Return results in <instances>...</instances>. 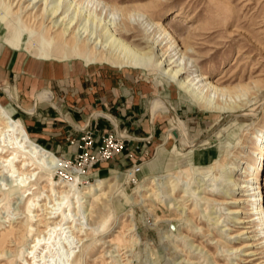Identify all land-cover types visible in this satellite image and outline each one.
Segmentation results:
<instances>
[{
  "label": "rangeland",
  "instance_id": "obj_1",
  "mask_svg": "<svg viewBox=\"0 0 264 264\" xmlns=\"http://www.w3.org/2000/svg\"><path fill=\"white\" fill-rule=\"evenodd\" d=\"M49 2L48 0L47 3ZM79 2L78 7L81 11L84 9L83 13L93 11L94 3L93 5L88 0ZM101 2L102 5H108L107 12L103 11L100 15L97 10L92 15H96L101 24L106 22L113 29L127 32L130 35L128 38L118 36L119 39L134 52L141 53L142 57H138L140 60L147 59L148 67L124 66L122 57L129 56L131 52L128 49L123 50L117 41H113L112 38L106 39V36L102 41V43L105 41L106 45L101 44V48L94 56L88 54L89 58H95V62L88 65L73 55L71 45H66L70 35L66 42L59 41L55 36L60 29L53 33L55 28L51 34L47 33L48 22L43 25L32 18L45 7L44 0L32 9V4L25 9L28 1L16 5L17 0H13L10 6L9 0H0L2 9L0 40L4 44L7 45V40L16 34L25 39L21 50L37 59L68 60L53 62L104 65L131 70L156 89H164L163 93L170 101L169 104L156 95L150 102L152 106L162 102L169 108V113L163 112L168 116L169 123H166V127L173 128L174 131L169 132V137L158 145L165 152L169 167L165 166L157 173L150 174V170L139 173L137 175L139 182L135 185L130 183L125 175L118 173L95 176L88 170L85 174L77 175L79 179L76 186L79 189L83 190L93 185L95 189L93 195L99 193L103 195L92 201V197L88 198L75 191L74 197L69 195L64 201L63 207H67L65 212L69 215V221L72 220L74 235L83 238L80 246L76 248L78 252L73 262L264 264V247L258 244L262 239L257 233L259 228L256 223L238 225L234 224L233 219L234 217L240 220L249 219L255 207L252 198L247 195L251 193V167L256 163L257 141L262 135L261 132L264 141V0H101ZM4 12H7V15ZM71 12H66L63 21L74 14ZM3 16L5 18L1 19ZM153 22L157 23V26ZM78 26L83 36L96 29L99 31L103 27L92 20L79 21ZM164 31L171 32L177 49L167 50L169 44L165 45V41L160 44ZM152 45L156 48L155 56H152ZM38 46L44 49L49 55L48 58L38 57ZM179 49L181 51H178ZM168 55L173 56V60L178 59L182 66L186 65L190 73L194 72L193 75L190 74V78L199 73L206 81L216 82L219 77L222 78L223 81L219 84L223 88L221 92L215 94L209 90L203 92L204 96L215 95L212 98L215 107L198 106L188 93L161 74V70L168 67L155 65L162 63ZM0 104L10 108L4 103L3 98H0ZM177 108L181 109L180 113H176ZM12 118L18 119L13 116ZM180 124L184 126V134L181 137L177 132ZM166 141L172 146H166ZM196 148H212L216 154L210 162L199 164L190 156ZM154 155L155 149L148 151L143 162L152 160ZM56 156L65 162L69 161ZM19 166L17 162L16 167ZM6 172L7 170L0 165V234L12 230L13 235L7 242L0 264H26L25 257L30 261L38 260L39 264L71 263V260L67 262L63 260L61 256L64 251L63 240H60L56 233L47 241V248H44L45 245L41 242L32 253H28L34 239L32 234L35 232L29 233L27 226L35 217H31L32 214L30 217L27 216V201L28 198L31 199V210H34V214H41L39 217H44L46 211L38 205L47 203V206L51 207L56 202H50L47 196L50 194L48 191L50 174L41 172L25 188H20L12 186L13 181L6 177ZM53 176L58 181L57 184L66 180L62 183L66 185L71 175L56 172ZM154 176L168 177L167 179L172 181L169 188L171 195L167 192V185L159 177L160 181L156 186H152L153 190H144L140 186L141 181L150 184V178ZM98 179L107 183H96ZM228 179L231 180V185L227 184ZM261 183L264 196V170ZM234 184H243L247 187L234 193ZM209 189L219 194L210 195ZM26 190L35 195L26 197ZM183 194L185 196L181 197ZM203 195L217 199L229 196L232 199L227 201L235 199L240 203L221 205L209 203L201 198ZM51 197L55 199L57 195ZM232 209L239 213L227 215L226 213ZM217 218L219 222L216 227L213 222ZM224 225L231 228L229 233L233 235L241 231L249 233L228 242L225 239L226 232L219 231L224 229L222 227ZM66 226H62V231H65L62 238L66 236L72 240L70 229H64ZM205 231H208L209 236ZM132 237L135 238L134 242L131 243V240L130 246L124 248L123 244ZM110 240L112 245L108 243ZM251 243L254 246L251 249L244 247ZM246 250L258 253L256 257L258 259L251 263H243L241 260L245 258L243 254ZM32 256L35 259H32ZM33 264L38 262L35 261Z\"/></svg>",
  "mask_w": 264,
  "mask_h": 264
},
{
  "label": "crops",
  "instance_id": "obj_2",
  "mask_svg": "<svg viewBox=\"0 0 264 264\" xmlns=\"http://www.w3.org/2000/svg\"><path fill=\"white\" fill-rule=\"evenodd\" d=\"M53 61L68 60L37 59L0 40V98L34 143L73 160L84 151L81 138L85 129L94 132L89 152H95L104 131L116 127L128 135L127 149L91 169V175H125L126 169L143 161L152 149L154 158L144 161L139 173H157L170 166L158 145L174 130L166 127L167 114L160 110L152 112L150 104L156 95L170 104L164 89H156L131 70ZM179 111L177 108L176 113ZM137 145L140 150L135 149ZM127 151L132 157H128ZM215 154L212 148H196L190 156L194 162L204 164Z\"/></svg>",
  "mask_w": 264,
  "mask_h": 264
},
{
  "label": "bare ground",
  "instance_id": "obj_3",
  "mask_svg": "<svg viewBox=\"0 0 264 264\" xmlns=\"http://www.w3.org/2000/svg\"><path fill=\"white\" fill-rule=\"evenodd\" d=\"M26 1H28L29 3L25 7V9H27L30 6V4H32L31 6L32 9L37 3H39L42 0H17L16 5H18L21 2L25 3ZM47 1L48 0H44L45 7L42 8L41 12L38 15L36 16L33 15L32 18L36 21H40V23L43 25L46 22H48V24L46 25L48 26V28L46 29L47 33L51 34L53 29L55 28L56 29L54 30L53 33L58 31V29H60L59 32H56V36H55L57 39H59V41L66 42L67 41L66 38L70 35V39L68 40L66 45H71L73 55L76 58L82 59L88 65L94 63L95 58L94 59L89 58L88 54H92V56H94L101 48V44L106 45V43H104L105 41L102 43L103 37L106 36V39L112 38L113 41H117L120 44V46L123 47V50L128 49L129 52H131L129 56L122 57L124 66H130L135 68H146L149 66V62L146 61L147 59L146 60L139 59L138 56H141V53L134 52L126 45V43H123V41L119 39L118 36L128 38L130 35L127 32L113 29L110 27V24H107L106 22L101 24V20L96 18L95 17L96 15L95 16L92 15V13L96 12L97 10L99 11L100 15H102L103 11L105 13L107 12L108 5L105 4L102 5L101 0H88L92 2V4L93 3L95 4V6L93 7L94 8L93 11L89 12L88 14L83 13L84 9L83 11H81L80 8L78 7L80 3L79 0H49L50 1L49 3H47ZM11 4H13V0H9V5L11 6ZM7 9L8 8H6V10ZM68 11H72L71 13L74 14L69 16V18L66 19V21H63L66 17L65 14ZM4 18L5 17L3 16L1 19ZM83 20H92L96 22L98 26L103 25V27H101L102 29H100L99 31H97L96 29L94 32L87 33L85 36H83V32L81 33L80 31L81 28L79 30V26L77 27V23ZM154 25L157 26V23H154ZM61 26L62 28H60ZM97 32H99L98 35ZM163 33H164V37H162L160 44H162L165 41V45L169 44L167 50L170 48L177 49V43H175V40L172 37L171 32L164 31ZM97 38H100V40H97ZM24 43H25V39L21 38L16 34L12 35L10 39L7 40L8 46L19 50H21V48L24 47L23 46ZM154 49L156 48L154 45H152L151 48V52H153L152 56L157 55ZM167 50L165 51V53L167 52ZM37 51L39 52L38 53L39 58L49 57V55L44 51V49L41 46L37 47ZM178 51L181 50L179 49ZM182 54L183 53L181 52V55ZM177 61L178 59L173 60V56L168 55L167 58L162 63H158L155 66H161V65L167 66L168 68L161 70V74L165 76L172 83L178 85L180 89L188 93V96H190L198 106L202 105L207 107L209 106L215 107L212 104V98H214L215 95L204 96L203 92L207 90L213 92V94L217 92H221L223 88L220 87L219 84L222 83L223 81L222 78L219 77L216 82L206 81L205 77L200 73L190 78V74L193 75L194 72L190 73L186 65L182 66V64H180L179 61L178 63ZM157 110H160L165 113H169V108H167L166 106L162 105V103L159 102L153 106L152 112ZM11 114H12V110L10 108H6L0 104V165L3 169L7 170L6 177L10 178V180L13 181L12 186L25 188L27 184H29L30 182L36 179L35 178L36 175H38L41 172H48L51 177H50V187L48 189L50 194H48L47 196L48 198H50V202L56 201L52 204L51 207H48L47 203H41L40 205H38L39 207L42 208V210L46 211L44 217H39L41 214H37V213L34 214L33 213L34 210L33 211L31 210V204H30L31 199L28 198L27 207H26L28 213L27 216L32 214L31 217H35L34 219L30 220L31 223L28 224L27 226L29 233L35 232L32 234L34 235V239L32 240V245L28 253H32L33 249L41 242L43 245H45L44 248H47L48 247L46 246L48 244L47 241L51 239L54 233H56V235L60 238V240H63L62 244H63L64 253L63 252L61 253V256H63V260L66 262L68 260H71V263L69 264H76L73 262V259L75 258V254L78 252L76 251V248L80 246V243L82 242L83 238H78L76 235H74L73 233L74 231L71 225L72 220L69 221L70 220L69 215L66 214L65 212L67 207L66 206L63 207L64 201L66 198L69 197V195L74 197L76 195L75 191H77V193L81 192V194L86 195L88 198L92 197V201L99 199V197H101L103 193H99L94 196L93 191H95V189L93 188V185H89L86 189L83 190L79 189L78 186H76V183H78V179H79V176L77 175H82L81 169L73 166L72 164L69 163V161L65 162L59 159L55 154L41 148L39 145L31 141L29 134L27 133L25 128L21 124H19L17 120L13 119ZM177 132L180 135V137L184 134V128L181 124L179 125ZM261 133L262 135L257 141L258 154L256 158V163L253 167H251V174H250L251 193L247 195L250 196L252 198L251 201L254 202L255 205L254 211L251 214L252 217H250L249 219L240 220V218H236V217H234L233 219L235 220L234 224H238V225L243 223L244 224L247 223L251 224L253 222L256 223V226H258L259 228L257 233L259 234L260 239H262V241L258 244L260 245V247H264V196L262 195V191H261V185H262L261 176L264 170V141H263V132ZM167 141L165 142L166 146L168 147L172 146ZM17 162L20 165L19 167H16ZM56 172L61 173L62 175L64 173L68 175L70 174L71 175L70 181H68L66 185L62 184L65 183L66 180H62L59 182V184H57L58 181L55 180L53 176ZM125 176L126 179L129 180V182H131V175L126 174ZM61 177L64 178V176ZM158 177L161 178L160 180L167 185L168 188L167 192H169L171 195L172 192L169 188L171 187L170 184L172 183V181H169L167 179L168 177L166 178L163 176H154L150 178V184L149 183L144 184L143 181H141L139 184L141 187H143L144 190H153L152 186H156L157 182L160 181ZM133 180L134 182H132V184L134 185L139 182L138 179H133ZM100 182H103L105 184L107 183L106 181L101 179H98L96 183H100ZM231 183H232L231 180L228 179L227 184L231 185ZM60 184L62 185L60 186ZM234 186H235L234 193L238 192L242 188L247 187L244 186L243 184H234ZM26 191H27L26 197H29V195L31 196L35 195L33 194V192H29V190ZM209 192L210 195L219 194V192H215V190L213 189H209L208 193ZM225 194L227 193L225 192ZM53 195L55 196L57 195V197L53 199L51 197ZM78 195L79 194H77L76 198H78ZM184 196L185 194H183L181 197ZM201 198L206 202L220 204V205L240 203L235 199L227 201V199H232L229 196L227 198L225 197L224 199H217L209 195H203L201 196ZM173 200L175 199L173 198ZM90 205L92 207V203H90ZM237 213H239V211L232 209L229 210L226 214L235 215ZM32 222L35 224H33ZM218 222L219 219L217 218L216 220H214L213 224L216 225L217 227ZM63 225L65 226L67 225L66 227H64V229H70L69 232H71L70 237H72V240H69L68 237L66 236L62 238V236L65 233V231L64 232L62 231ZM226 225L222 226L224 227V229L219 231L226 232L225 239L228 242L236 239L237 237H241L249 233V232L241 231L233 235L229 233V231H231V228ZM39 226H42L44 228L39 229L38 228ZM247 228L250 229V227ZM205 232L207 233L208 231ZM12 235H13L12 230L0 234V261L2 255L5 252V248L7 246L8 240L12 239ZM206 235L209 236L208 233ZM65 238L67 239L65 240ZM134 239L135 238L132 237L129 241L123 244L124 248H128L130 246V241L132 240L131 243H133ZM108 243H110V245L113 244L111 240L108 241ZM116 247L119 248L118 245ZM244 247L251 249L254 246L251 243V244H246ZM257 255L258 253H256L255 251L246 250V252L243 254L245 258L241 261H243V263H251L255 259H258L256 258ZM31 258L35 259L34 256H32ZM42 259H44V257ZM35 261H37L39 264L38 260L30 261L27 257H25L26 264H33Z\"/></svg>",
  "mask_w": 264,
  "mask_h": 264
},
{
  "label": "built area",
  "instance_id": "obj_4",
  "mask_svg": "<svg viewBox=\"0 0 264 264\" xmlns=\"http://www.w3.org/2000/svg\"><path fill=\"white\" fill-rule=\"evenodd\" d=\"M93 130L85 129L84 134L81 138L83 141V152L78 154L73 160H69V163L75 167L81 169L82 174L86 171L94 169L100 163L109 161L114 157L120 155L124 150L127 149L128 135L120 132L116 127L105 130L100 137V145L95 152H89V149L93 147ZM135 149L140 150V146H135ZM128 157H132V153L127 151ZM143 161L132 164V166L125 170V175H131V182L133 179H138L137 175L141 171V164Z\"/></svg>",
  "mask_w": 264,
  "mask_h": 264
}]
</instances>
